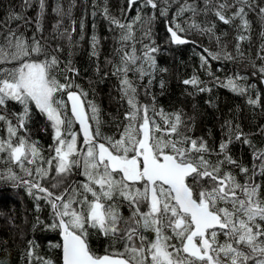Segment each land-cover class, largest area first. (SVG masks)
I'll list each match as a JSON object with an SVG mask.
<instances>
[{
  "label": "snow or ice",
  "instance_id": "1",
  "mask_svg": "<svg viewBox=\"0 0 264 264\" xmlns=\"http://www.w3.org/2000/svg\"><path fill=\"white\" fill-rule=\"evenodd\" d=\"M34 5L33 21L25 12ZM74 7V0L67 8L56 0L51 12L57 20L49 37L43 35L48 0H23L20 12L9 10L0 18V182L23 188L37 213L47 206V222L37 215L33 230L59 233L60 243L49 247L60 249L61 264H264V146L252 139L264 135V126L245 133L225 120L219 142L210 143L193 134L194 117L166 111L152 92L157 84L163 94L162 74L168 72L157 62L161 48L152 37L153 20L165 19L171 45L195 44L188 39L192 33L214 39L220 51L204 48L207 55L200 56L201 67L208 70L209 56L235 59L221 40L227 33L217 35V23L235 28V51L243 56L241 42L250 40L249 14L264 25V0H126L120 16L105 0L102 15L119 47L113 50L115 59L106 60L111 73L101 79L117 78L119 99L126 105L123 119L113 118L112 135L102 130L99 105L78 83L80 69L71 53L61 59L64 49L54 43L60 38L74 43L76 21L71 30H61ZM91 7L95 15L100 6L93 0ZM145 8L153 11L144 13ZM133 10L136 16L126 18ZM145 16L148 43L136 41L141 44L137 49L129 42L135 41V25H144ZM32 23L35 32L28 36L22 29ZM88 40L99 75L102 38L94 26ZM257 56L264 82V43ZM243 80L236 76L221 83L247 96L253 108L264 107L261 95L249 94L253 86ZM182 83L195 90L189 95L212 91L195 72ZM34 111L44 117L40 131L51 129L47 150L33 138ZM74 125L79 127L74 130ZM235 143L249 149L248 163L232 154ZM94 238L106 242L103 252L93 247ZM38 249L36 241L28 240L21 259L55 264Z\"/></svg>",
  "mask_w": 264,
  "mask_h": 264
},
{
  "label": "trees",
  "instance_id": "2",
  "mask_svg": "<svg viewBox=\"0 0 264 264\" xmlns=\"http://www.w3.org/2000/svg\"><path fill=\"white\" fill-rule=\"evenodd\" d=\"M67 1L63 4L65 8L72 2V0ZM95 2L100 7H97L95 9L96 14L92 15L93 9L91 5L93 0H74L77 6L72 9L70 17L64 18L61 29L68 28L71 30L73 27L72 21H76L75 27L77 31L72 34L74 43L69 44L66 38H60L54 43L60 44L64 49L61 53V59H67L71 53L75 66L80 69L78 83L89 92V99L99 103L101 119L104 122L102 130L105 134L112 135L116 132V120L113 118L116 117L122 120L126 105L119 99L117 78L110 74L103 79L101 77L104 72L111 73V67L106 64V60L115 59L113 50L119 45L116 43V32L108 30V22L102 15V7L105 0H95ZM106 2L111 13L116 16L121 15L120 9L122 7H126V0H106ZM22 3L23 0H0V18H4L9 10L20 12ZM55 3L56 0L48 2L49 10L47 13L49 14V19L44 22L43 35L45 37L50 36L52 32L50 25L56 23L57 20L56 15L51 12V7ZM152 11L149 8L144 9V13L151 14ZM36 12L37 8L34 5L27 9L25 15L33 18L34 21ZM136 14V11L133 10L126 14V18L135 17ZM248 18L251 21V33L250 40L241 42L240 50L244 53L243 56L235 51V28L217 23L216 33L217 35L227 33V35L221 36V40L227 45V50L232 52L235 59H226L222 54L220 59H212L209 56L208 70L201 67L200 56L201 54L207 55V53H203L204 48L209 49L212 53L220 51V47L214 39H210L207 35L202 36L192 33L188 36V39L195 41V44L171 45L167 43L169 34L166 31L165 19L157 17L152 21V37L161 48V52L157 54V62L160 67L168 69V72L162 74L166 81V88L163 94H160L157 84L152 87V92L156 94L157 103L166 111L183 110L186 117H194L193 134L206 137L210 143L219 142L221 126L225 120L231 119L234 123H238L245 133H256L260 126H264V107L253 108L247 103V96L237 95L228 88L223 87L221 83H227L230 77L242 76L244 80L240 81L241 83L253 86L249 89V94L256 95L259 93L262 98V104H264V82L261 81V77L257 72L262 63L257 53L260 51L261 44L264 43V39L261 38L264 25H262L255 13H250ZM197 19L203 21L205 17L200 16ZM209 19L215 20V17H209ZM81 20L84 23L85 39L84 42L79 41L77 45L75 42L80 40ZM93 26L96 33L102 38L99 56L101 72L99 75L94 70L96 61L89 58L88 37L93 31ZM35 27V23H32L27 25L22 31L31 36L35 32ZM146 29L147 17L145 16L144 25H135V41H130L129 43H135L137 49L141 48V44L136 43V41L142 40L143 43H148L143 38V32ZM253 64L256 65L255 68ZM194 72L212 89L210 93L188 94L195 90L190 85H184L182 81L190 78ZM209 72L212 75H209ZM253 73L257 74L254 75ZM217 77L219 78L218 80L215 79ZM157 79H159V76ZM108 90L109 92L111 90V95L109 96L107 95ZM108 98L115 102L113 108H111L112 112L106 109ZM209 100L212 101V104L207 103ZM103 110L108 115H105ZM44 123V117L34 111L30 125L32 135L47 150L52 143V133L51 129L48 132L40 131ZM252 139L258 146H264V135H254ZM232 154L236 158L242 156L245 163L249 162V149L246 146L239 143L233 144ZM37 215L47 222L49 217L47 206L42 204V210L37 213L34 201L23 188H14L9 184L0 182V259L4 261V264H27L26 260L21 259V255L27 248V241L30 239L39 244L38 251L41 255L49 257L55 264H60V249L49 247L50 242L52 244L60 243L58 232L45 231L40 227L33 230ZM103 242L94 238L92 244L96 249L104 248Z\"/></svg>",
  "mask_w": 264,
  "mask_h": 264
},
{
  "label": "rangeland",
  "instance_id": "3",
  "mask_svg": "<svg viewBox=\"0 0 264 264\" xmlns=\"http://www.w3.org/2000/svg\"><path fill=\"white\" fill-rule=\"evenodd\" d=\"M48 2H50V0H48ZM65 2H68L67 0H60V3L63 5V4H65ZM49 6V5H48ZM75 6H77V4H75ZM49 14L47 13L46 14V16H45V20H44V22H47L48 21V19H49V16H48ZM51 19V18H50ZM55 24V23H54ZM54 24H52V25H54ZM52 25H50L51 27H52ZM78 41H80V40H78ZM82 42H84V40L82 41ZM82 48H83V46H82ZM98 92V91H97ZM107 95L109 96V95H111V90H110V92H109V90H108V92H107ZM110 99V100H109ZM96 102V101H95ZM97 104L99 105V103L97 102ZM107 104V111H113L111 108H113V106H114V104H115V102L111 99V98H108V102L106 103ZM104 111V110H103ZM104 113H105V111H104ZM105 115H108V114H106L105 113Z\"/></svg>",
  "mask_w": 264,
  "mask_h": 264
},
{
  "label": "flooded vegetation",
  "instance_id": "4",
  "mask_svg": "<svg viewBox=\"0 0 264 264\" xmlns=\"http://www.w3.org/2000/svg\"><path fill=\"white\" fill-rule=\"evenodd\" d=\"M97 241H100V242H101V241H104V239H103V238H97ZM105 243H106V242L104 241L102 245H105ZM97 250H98L99 252H103L104 248H98Z\"/></svg>",
  "mask_w": 264,
  "mask_h": 264
},
{
  "label": "water",
  "instance_id": "5",
  "mask_svg": "<svg viewBox=\"0 0 264 264\" xmlns=\"http://www.w3.org/2000/svg\"><path fill=\"white\" fill-rule=\"evenodd\" d=\"M66 99V97H65ZM76 128H78L79 126L78 125H75ZM58 238H59V241H60V236H59V233H58ZM60 264H61V251H60Z\"/></svg>",
  "mask_w": 264,
  "mask_h": 264
}]
</instances>
